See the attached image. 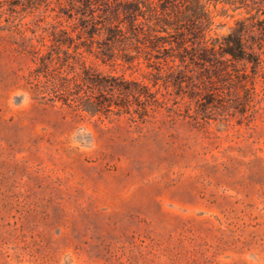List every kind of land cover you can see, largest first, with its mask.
<instances>
[{
  "label": "rangeland",
  "instance_id": "obj_1",
  "mask_svg": "<svg viewBox=\"0 0 264 264\" xmlns=\"http://www.w3.org/2000/svg\"><path fill=\"white\" fill-rule=\"evenodd\" d=\"M207 10L211 35L242 17ZM18 40L0 31V264H264V118L141 131L76 118L31 99Z\"/></svg>",
  "mask_w": 264,
  "mask_h": 264
},
{
  "label": "trees",
  "instance_id": "obj_2",
  "mask_svg": "<svg viewBox=\"0 0 264 264\" xmlns=\"http://www.w3.org/2000/svg\"><path fill=\"white\" fill-rule=\"evenodd\" d=\"M209 4L242 17L211 35ZM0 31L32 64L31 99L76 118H126L137 131L264 118V0H0Z\"/></svg>",
  "mask_w": 264,
  "mask_h": 264
}]
</instances>
